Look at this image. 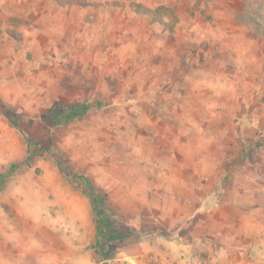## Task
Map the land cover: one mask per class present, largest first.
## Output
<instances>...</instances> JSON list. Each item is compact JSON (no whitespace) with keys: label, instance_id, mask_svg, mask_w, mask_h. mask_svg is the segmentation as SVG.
Wrapping results in <instances>:
<instances>
[{"label":"rangeland","instance_id":"rangeland-1","mask_svg":"<svg viewBox=\"0 0 264 264\" xmlns=\"http://www.w3.org/2000/svg\"><path fill=\"white\" fill-rule=\"evenodd\" d=\"M228 225L264 238V0H0V264H228Z\"/></svg>","mask_w":264,"mask_h":264},{"label":"crops","instance_id":"crops-1","mask_svg":"<svg viewBox=\"0 0 264 264\" xmlns=\"http://www.w3.org/2000/svg\"><path fill=\"white\" fill-rule=\"evenodd\" d=\"M249 173L251 174L249 175L250 177L254 175L250 169ZM222 194V190L218 189L207 198L205 203L210 202L212 204H216L214 209L220 207V203L218 202L219 200L216 201V199L222 197ZM233 203L234 202H232V204ZM226 204V206L229 205V203ZM246 228H240L237 227V225H228V227H226V230H229V232L221 233L222 235L220 234L219 238L216 239L217 242L221 244L222 249L227 251V253H223L225 254V256L222 257V259L224 258L223 261H225V263L264 264V238L263 236H259L258 234L256 236H251L249 230H247ZM243 234L245 236H243ZM205 243L206 241L203 242V244ZM205 249L209 250L210 248H208L207 246L205 247ZM190 252L191 251H189V253ZM218 254L221 257L219 252ZM19 258L20 255H11L9 257L10 264H45V257L43 254H37L36 257H34V262L28 261L29 257L26 256L23 257L25 258V260ZM167 263L174 264V261H168Z\"/></svg>","mask_w":264,"mask_h":264},{"label":"trees","instance_id":"trees-1","mask_svg":"<svg viewBox=\"0 0 264 264\" xmlns=\"http://www.w3.org/2000/svg\"><path fill=\"white\" fill-rule=\"evenodd\" d=\"M89 110V106L88 105H82L80 107H75V108H72L70 109L69 111L71 112L70 116H73L72 118L76 117V116H80L82 114H84L86 111ZM19 128V127H18ZM89 186L92 188V185L90 183H88ZM93 190V189H92ZM91 197L93 200H95V209L98 210L101 212V208L100 206L96 205V195L94 194V192L92 191L91 192ZM99 212L100 216H101V213ZM103 233V232H102ZM104 234V233H103Z\"/></svg>","mask_w":264,"mask_h":264},{"label":"built area","instance_id":"built-area-1","mask_svg":"<svg viewBox=\"0 0 264 264\" xmlns=\"http://www.w3.org/2000/svg\"><path fill=\"white\" fill-rule=\"evenodd\" d=\"M188 259L190 264H219L214 263L209 259H204V257H201L200 255H191Z\"/></svg>","mask_w":264,"mask_h":264}]
</instances>
